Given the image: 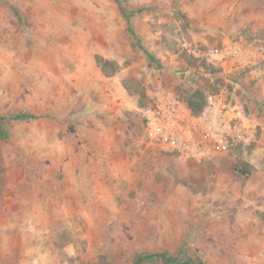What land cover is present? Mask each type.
Instances as JSON below:
<instances>
[{
    "label": "rangeland",
    "instance_id": "374dc122",
    "mask_svg": "<svg viewBox=\"0 0 264 264\" xmlns=\"http://www.w3.org/2000/svg\"><path fill=\"white\" fill-rule=\"evenodd\" d=\"M262 50L264 0H0V264H264ZM212 100L229 148L150 145L148 111Z\"/></svg>",
    "mask_w": 264,
    "mask_h": 264
},
{
    "label": "built area",
    "instance_id": "2783aa9c",
    "mask_svg": "<svg viewBox=\"0 0 264 264\" xmlns=\"http://www.w3.org/2000/svg\"><path fill=\"white\" fill-rule=\"evenodd\" d=\"M248 52L244 45L235 43L228 47L224 58L226 62L243 64L252 58ZM226 106L222 101L212 100L202 115L194 117L182 114L176 103H162L146 115L150 145L190 160L226 150L247 134L241 123L233 121L235 116L230 115Z\"/></svg>",
    "mask_w": 264,
    "mask_h": 264
},
{
    "label": "trees",
    "instance_id": "16d2710c",
    "mask_svg": "<svg viewBox=\"0 0 264 264\" xmlns=\"http://www.w3.org/2000/svg\"><path fill=\"white\" fill-rule=\"evenodd\" d=\"M147 56L149 57L150 61L153 63H156L158 68H162L160 63H157L155 57H153L151 54L147 53ZM188 106L189 108L192 110L193 114H196V113H199L203 110L204 108V104H200L199 102L195 101V100H189L188 101ZM21 116L17 115L15 116L14 118L17 119V118H20ZM24 117V116H22ZM0 132L2 133V129H0ZM160 260V261H163V262H166V263H169V264H195L193 262H191V260H186V261H183L179 258H176L174 256H170L164 252H161V253H153V254H144V255H141L139 256V258L135 261L134 264H144L146 261L148 260ZM197 264H205L204 262L200 261V262H197Z\"/></svg>",
    "mask_w": 264,
    "mask_h": 264
},
{
    "label": "crops",
    "instance_id": "0c3cea01",
    "mask_svg": "<svg viewBox=\"0 0 264 264\" xmlns=\"http://www.w3.org/2000/svg\"><path fill=\"white\" fill-rule=\"evenodd\" d=\"M185 115H186V113H185ZM123 142H125V140H123ZM105 146H109L110 147V145H108V143L107 144H105ZM115 147H119L117 144L116 145H114ZM125 145L123 144V147H124ZM112 148V146L110 147V149ZM120 148V147H119ZM121 149V148H120Z\"/></svg>",
    "mask_w": 264,
    "mask_h": 264
}]
</instances>
